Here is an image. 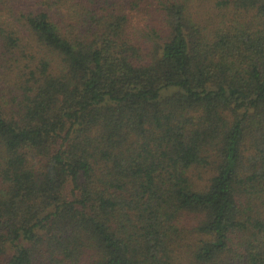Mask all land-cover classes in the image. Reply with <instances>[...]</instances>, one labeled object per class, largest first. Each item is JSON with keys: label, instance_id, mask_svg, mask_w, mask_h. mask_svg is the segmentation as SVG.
Masks as SVG:
<instances>
[{"label": "trees", "instance_id": "16d2710c", "mask_svg": "<svg viewBox=\"0 0 264 264\" xmlns=\"http://www.w3.org/2000/svg\"><path fill=\"white\" fill-rule=\"evenodd\" d=\"M0 264H264V0H0Z\"/></svg>", "mask_w": 264, "mask_h": 264}, {"label": "rangeland", "instance_id": "374dc122", "mask_svg": "<svg viewBox=\"0 0 264 264\" xmlns=\"http://www.w3.org/2000/svg\"><path fill=\"white\" fill-rule=\"evenodd\" d=\"M146 10H147V9H146ZM146 10H145V12H144V13H143V12H142V13H140V15H141V14H142V15H145V14L147 15V14H148V12H147ZM204 176L206 177V176H207V174H204V175H203V177H204ZM198 182H199V181H198Z\"/></svg>", "mask_w": 264, "mask_h": 264}]
</instances>
